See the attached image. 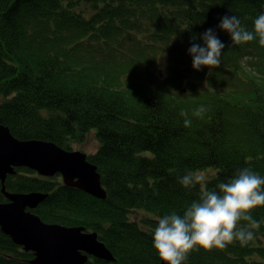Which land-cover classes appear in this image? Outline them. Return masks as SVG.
Segmentation results:
<instances>
[{"label":"trees","instance_id":"obj_1","mask_svg":"<svg viewBox=\"0 0 264 264\" xmlns=\"http://www.w3.org/2000/svg\"><path fill=\"white\" fill-rule=\"evenodd\" d=\"M262 13L264 0H0V123L68 150L84 151L96 130L98 150L84 152L107 197L27 167L5 189L45 193L33 210L43 221L97 232L115 260L85 264H160L157 219L199 198L180 177L199 171L208 189L244 167L264 177V46L232 45L218 27L235 15L251 31ZM209 28L226 45L222 63L196 70L188 49ZM251 215L261 224L247 246L201 247L187 264H264V206ZM33 258L0 228V264Z\"/></svg>","mask_w":264,"mask_h":264},{"label":"clouds","instance_id":"obj_2","mask_svg":"<svg viewBox=\"0 0 264 264\" xmlns=\"http://www.w3.org/2000/svg\"><path fill=\"white\" fill-rule=\"evenodd\" d=\"M253 23L254 30L250 31L237 16L224 15L218 27L230 34L232 45L245 44L258 37L259 44L264 46V13ZM201 38L204 46L192 43L188 49L193 58V68L220 67L226 45L212 28L202 33ZM206 111L208 109L200 105L193 115L203 118ZM180 115L186 117L184 126L191 127L188 113L181 111ZM179 183L186 189L199 185V198L193 200L183 214L173 211L157 219L152 233L153 246L165 264H187L191 252L201 247L206 250L224 249L236 241L247 246L254 240L261 222L255 220L251 212L257 206H264V177L252 168L244 167L226 182L218 183L215 189L205 186V175L199 171H189L179 178ZM242 221L247 223L242 226Z\"/></svg>","mask_w":264,"mask_h":264},{"label":"water","instance_id":"obj_3","mask_svg":"<svg viewBox=\"0 0 264 264\" xmlns=\"http://www.w3.org/2000/svg\"><path fill=\"white\" fill-rule=\"evenodd\" d=\"M17 167H27L42 176H62L66 186L106 198L98 167L82 150H68L55 142L40 139L21 140L8 126L0 123V180L7 201L0 203L1 231L25 251L34 253L32 264H85L92 256L106 261L115 257L97 232L84 227L50 224L33 212L45 200L41 192L11 193L6 177ZM160 264H165L162 260Z\"/></svg>","mask_w":264,"mask_h":264},{"label":"rangeland","instance_id":"obj_4","mask_svg":"<svg viewBox=\"0 0 264 264\" xmlns=\"http://www.w3.org/2000/svg\"><path fill=\"white\" fill-rule=\"evenodd\" d=\"M96 130H92L89 134V137H88V141L86 142L85 146H84V151L87 152V153H94L98 150L99 148V141L97 140L96 138V133H95ZM136 212H142V211H135ZM132 215V214H131ZM257 259H260V260H263L264 261V257L262 256H255Z\"/></svg>","mask_w":264,"mask_h":264}]
</instances>
